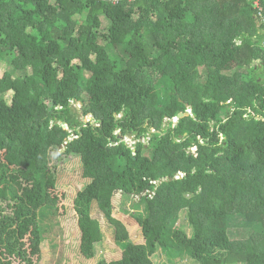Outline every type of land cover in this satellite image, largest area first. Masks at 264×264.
Returning a JSON list of instances; mask_svg holds the SVG:
<instances>
[{
	"label": "trees",
	"instance_id": "1",
	"mask_svg": "<svg viewBox=\"0 0 264 264\" xmlns=\"http://www.w3.org/2000/svg\"><path fill=\"white\" fill-rule=\"evenodd\" d=\"M255 2L0 0V264L41 257L42 221L60 215L64 154L88 179L74 198L89 218L86 258L105 237L94 205L112 220L121 192L140 197L142 210L130 213L145 255L120 264H155L160 251L190 264L264 260V25Z\"/></svg>",
	"mask_w": 264,
	"mask_h": 264
},
{
	"label": "rangeland",
	"instance_id": "2",
	"mask_svg": "<svg viewBox=\"0 0 264 264\" xmlns=\"http://www.w3.org/2000/svg\"><path fill=\"white\" fill-rule=\"evenodd\" d=\"M5 69V63H0V74ZM78 108L82 103L75 104ZM93 119L92 115H88L87 120ZM69 128V127H68ZM195 151V148H194ZM57 165L59 167L58 192L62 196L59 204L60 215L55 216L52 220H43L42 223L46 227V235L42 244L41 257L36 260L35 264H96L100 260L105 259L111 264H120V259L129 255L137 260H141L144 253V236L142 228L138 221L130 212L134 210H142L143 206L139 204L134 207V200L140 198L130 196L128 199L122 197L121 192L114 195V211L113 216L115 223L119 221L124 225L126 234L122 237L114 232L115 223L104 217L98 206L94 205L93 216L101 221L104 240L97 244L96 255L94 258L88 259L81 253V240L85 221L89 218H81L74 209V198L77 192L82 189L88 179L83 177L82 165L80 159L76 155H59ZM182 176V174H180ZM123 200H126L123 203ZM139 202V201H138ZM134 207V208H133ZM127 209V210H126ZM121 241L128 244V248H124ZM163 251V250H162ZM170 255V254H169ZM164 252H158L154 255L155 264H190L191 259L176 257V261L171 260ZM258 264H264V260L260 259Z\"/></svg>",
	"mask_w": 264,
	"mask_h": 264
},
{
	"label": "built area",
	"instance_id": "3",
	"mask_svg": "<svg viewBox=\"0 0 264 264\" xmlns=\"http://www.w3.org/2000/svg\"><path fill=\"white\" fill-rule=\"evenodd\" d=\"M117 1V0H115ZM255 6L258 9L259 14L262 16V20H263V25H264V0H256L255 2ZM175 121H177V118L174 119Z\"/></svg>",
	"mask_w": 264,
	"mask_h": 264
},
{
	"label": "water",
	"instance_id": "4",
	"mask_svg": "<svg viewBox=\"0 0 264 264\" xmlns=\"http://www.w3.org/2000/svg\"><path fill=\"white\" fill-rule=\"evenodd\" d=\"M188 114H189L188 112H181V113L179 114V117H183V116L188 115ZM65 128H67L66 125H65Z\"/></svg>",
	"mask_w": 264,
	"mask_h": 264
},
{
	"label": "clouds",
	"instance_id": "5",
	"mask_svg": "<svg viewBox=\"0 0 264 264\" xmlns=\"http://www.w3.org/2000/svg\"><path fill=\"white\" fill-rule=\"evenodd\" d=\"M190 111V110H189ZM66 125V124H65ZM64 125V126H65ZM67 126V125H66ZM67 128H68V126H67ZM194 148H195V151L197 150V147L195 146V147H193V151H194ZM180 174H182V173H180Z\"/></svg>",
	"mask_w": 264,
	"mask_h": 264
},
{
	"label": "crops",
	"instance_id": "6",
	"mask_svg": "<svg viewBox=\"0 0 264 264\" xmlns=\"http://www.w3.org/2000/svg\"><path fill=\"white\" fill-rule=\"evenodd\" d=\"M139 223V222H138ZM140 225V224H139ZM144 236V235H143ZM144 241H145V237H144Z\"/></svg>",
	"mask_w": 264,
	"mask_h": 264
}]
</instances>
